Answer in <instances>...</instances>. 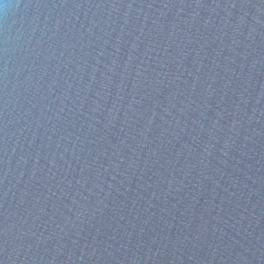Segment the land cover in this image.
I'll return each mask as SVG.
<instances>
[{
    "label": "water",
    "instance_id": "water-1",
    "mask_svg": "<svg viewBox=\"0 0 264 264\" xmlns=\"http://www.w3.org/2000/svg\"><path fill=\"white\" fill-rule=\"evenodd\" d=\"M0 264H264V0H0Z\"/></svg>",
    "mask_w": 264,
    "mask_h": 264
}]
</instances>
